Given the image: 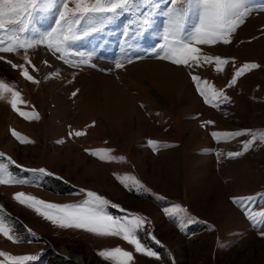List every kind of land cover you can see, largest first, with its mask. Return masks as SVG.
Here are the masks:
<instances>
[{
  "label": "rangeland",
  "instance_id": "rangeland-1",
  "mask_svg": "<svg viewBox=\"0 0 264 264\" xmlns=\"http://www.w3.org/2000/svg\"><path fill=\"white\" fill-rule=\"evenodd\" d=\"M249 2L255 10L233 34L231 44L202 46L205 53L229 60L220 72L215 62L189 69L151 54L162 42L169 0H138V9L98 25L100 31L96 33L70 42L66 57L75 60L77 53L93 52L91 63L96 68L85 65L74 69L41 46L28 53L39 71L25 65L40 81L34 84L0 61V79L21 93L23 103L17 107L40 117L25 119L8 103L10 96L0 99V152L25 169L43 168L52 173L34 176L10 165L14 175L29 183L0 185L2 214L21 241L14 243L0 234V251L38 255L30 264H111L98 252L117 246L133 252L131 264H264V236L260 235L264 223L253 226L247 215L264 211V143L257 141L239 157L226 155L243 150L242 142L251 139L245 130L251 129L257 136L264 131V0ZM145 13L151 14V23L139 31V17ZM54 19V14L38 17L29 35L49 30ZM196 21L197 17L190 15L186 31ZM126 32L133 35L126 36ZM4 55L14 63H23L12 54ZM124 58L133 63L115 69L114 62ZM45 60L48 65L43 63ZM151 61L180 69L183 81L167 88L146 66L136 65ZM248 62L260 67L245 72L228 87L236 69ZM55 69L60 74L53 77L50 74ZM192 75L201 77L202 87L222 89L230 101L215 108L205 104ZM87 79L92 83L84 81ZM111 95L115 102L121 100L119 104L107 101V97L114 100ZM208 120L214 123L206 125ZM12 130L31 142L21 143ZM76 131L83 135L69 136V132ZM213 131L243 134L218 142L211 136ZM149 140L171 146L153 151ZM221 152L224 154L218 157ZM101 155L106 158L101 160ZM95 164L100 169L96 176L91 171L97 168ZM121 179L132 190L125 188ZM133 179L142 187L137 189ZM80 189L95 191L125 210L109 205L107 211L113 215L127 212L143 217L146 223L138 237L160 259L136 253L121 238L59 228L13 198L14 193L24 192L48 202L72 203L84 198ZM234 196L253 199L241 207L232 202ZM62 248L82 261H73L61 252Z\"/></svg>",
  "mask_w": 264,
  "mask_h": 264
},
{
  "label": "snow or ice",
  "instance_id": "snow-or-ice-1",
  "mask_svg": "<svg viewBox=\"0 0 264 264\" xmlns=\"http://www.w3.org/2000/svg\"><path fill=\"white\" fill-rule=\"evenodd\" d=\"M170 7L167 12V23L162 33V42L151 50V54L164 61H169L176 66L186 68L203 67L205 64L211 65L215 62V68L218 72L223 71V66L229 63V60L219 55H209L204 52L202 46H215L218 44L229 45L232 43L233 34L245 23L246 18L255 10L249 0H169ZM140 7L138 0H0V61L6 62L12 69L20 71V75L27 81L39 84L33 75L29 73L31 66L34 71H39L32 63L29 57V50L41 46L45 47L51 55L64 64L70 65L74 69L89 66L96 68L97 65L91 63L94 53H77L75 60L66 57L70 42L79 41L93 33L100 31L99 26L112 22L123 13H129L134 8ZM48 14H54V26L50 27L38 35H29L31 27L38 17ZM195 15L197 21L190 31H186L185 25L187 18ZM137 23V21H133ZM151 23V14L140 15L138 21V30H145ZM126 36H132V32H126ZM4 54H12L19 57L23 63H14L12 59ZM135 59H142L136 56ZM48 65V61H43ZM130 58L117 59L114 62L115 69H124L126 64H132ZM260 65L254 62L244 63L236 69L234 75L228 83L231 87L236 83L237 78L241 77L247 71L259 68ZM113 69H101V71H112ZM59 70L53 71L50 75L59 76ZM48 78V77H46ZM192 80L196 82V90L203 97L205 104H211L212 107H218L224 101H230L222 89L218 90L211 86H201V77L192 75ZM71 83V81H69ZM207 85V81H203ZM79 89L72 93L75 97ZM6 94L10 96L8 103L12 109L20 113L25 119L38 120L39 114L36 112H21L17 107L18 103H23L20 99L21 93L16 91L14 86L0 79V99H5ZM143 107V105H141ZM94 123V122H93ZM211 125L214 122L208 120L204 122ZM251 135V139L243 141L242 151H229L226 153L228 158L242 156L254 143L260 141L264 143V131L259 136L254 134L251 129L245 130ZM240 131L236 132H211V136L218 142L221 139H232L242 135ZM12 135L21 143L31 142L27 137L22 136L15 130ZM81 136L82 132H69V136ZM153 151L161 147H170L171 145L161 144L155 140L148 141ZM86 151H89L86 149ZM109 151L110 150H104ZM96 155V152H92ZM224 153H217V156ZM101 160L106 157L99 156ZM108 159H123V157H111ZM10 165H15L22 171L36 174L52 175L43 168L25 169L16 164L11 157H6L0 152V185L26 184L29 181L14 175L10 171ZM120 183L125 188L132 190V187L121 179ZM133 185L139 189L142 187L138 180L133 179ZM84 193V198L78 202L72 203H54L38 198L32 194L17 192L13 198L32 210L43 219L50 221L53 225L62 229H79L92 233L99 237L121 238L129 245L134 247L136 253L148 257L160 259L159 254L142 243L138 233L143 230L146 223L143 217L125 212L123 216H117L109 213L107 208H117L124 212L119 205L112 203L103 195L92 190L80 189ZM253 197L234 196L231 200L234 204L246 207V202L251 201ZM179 207V206H177ZM183 211V209H180ZM167 211V210H166ZM3 208L0 206V234H3L8 240L19 243L20 238L13 234V229L7 224L6 217L2 214ZM170 216L174 213L169 212ZM248 219L257 223H264V211L255 214L247 213ZM257 215L261 217L257 220ZM188 222H192L188 218ZM27 231L35 237L31 229ZM264 236V231L260 233ZM157 244L155 236L151 237ZM29 243L32 241L29 240ZM98 255L111 264H131L134 259L133 252L125 250L119 246L102 249ZM0 264H30L38 259L35 254L12 255L0 251Z\"/></svg>",
  "mask_w": 264,
  "mask_h": 264
},
{
  "label": "bare ground",
  "instance_id": "bare-ground-1",
  "mask_svg": "<svg viewBox=\"0 0 264 264\" xmlns=\"http://www.w3.org/2000/svg\"><path fill=\"white\" fill-rule=\"evenodd\" d=\"M136 65H138V67H142V66H146L149 70V72H152V74H156L157 77H156V81L160 80V82L162 81V83L164 84V86H166L167 88H172L173 86H177L178 83L182 82L183 81V77H182V71L178 68H174V67H170L168 65H165V63H159V62H156V61H151V62H139V63H136ZM146 69V68H145ZM56 70V69H55ZM1 75V74H0ZM152 75V76H153ZM151 76V75H150ZM85 82H89V83H92L91 81H89L88 79L87 80H84ZM106 83V82H105ZM109 83V82H108ZM48 84V83H47ZM54 83H52L51 85H47V87H51ZM59 84V83H57ZM109 85V84H108ZM107 85V86H108ZM58 86V85H57ZM46 87V88H47ZM174 88V87H173ZM45 89V88H44ZM106 89V88H105ZM111 97L114 99L112 100L111 98L107 97V101L110 102V103H113L115 102V97H113L111 95ZM106 101V103H107ZM118 101H121L118 99ZM115 102L116 104H119V102ZM114 103V104H115ZM113 104V105H114ZM123 105V103H122ZM12 143V141H9V143ZM10 143V144H11ZM96 165V164H95ZM97 168L93 167L91 168V171H92V174L94 176H96L97 173L95 172H99L100 173V169L98 167V165H96ZM98 175V174H97ZM61 252L68 256V257H71L73 261H76L78 263H80L81 258L78 257V256H75L69 252H67L66 250H64L63 248L61 249Z\"/></svg>",
  "mask_w": 264,
  "mask_h": 264
}]
</instances>
